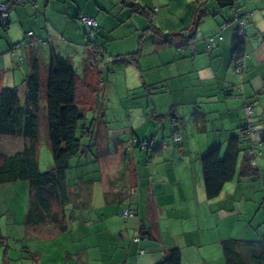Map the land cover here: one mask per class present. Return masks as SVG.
Returning a JSON list of instances; mask_svg holds the SVG:
<instances>
[{
  "label": "crops",
  "instance_id": "0c3cea01",
  "mask_svg": "<svg viewBox=\"0 0 264 264\" xmlns=\"http://www.w3.org/2000/svg\"><path fill=\"white\" fill-rule=\"evenodd\" d=\"M54 54L77 74L82 149L69 160L65 205L28 223L29 189L22 223H5L12 235L0 221V264H156L172 248L182 264H226V240L264 236V0L12 3L0 25V90L16 87L23 102L34 60L45 88ZM232 136L241 139L235 176L208 199L201 156L214 147L223 156ZM0 140L7 155L28 142ZM251 145L256 164L243 174Z\"/></svg>",
  "mask_w": 264,
  "mask_h": 264
},
{
  "label": "trees",
  "instance_id": "16d2710c",
  "mask_svg": "<svg viewBox=\"0 0 264 264\" xmlns=\"http://www.w3.org/2000/svg\"><path fill=\"white\" fill-rule=\"evenodd\" d=\"M7 23L8 19L0 22V25L6 27ZM236 37L234 47L239 54L243 52V41L238 37V33ZM126 56L124 58L128 60L135 59V53ZM76 81L77 74L72 65L54 54L50 59L45 88L40 83L39 63L34 60L32 72L25 80L23 102L18 97L16 87L0 90V136L22 137L28 140L22 149L14 154L0 152V184L18 180L28 182L30 189L26 218L28 223L45 220L46 217L52 216L53 204L61 207L66 203V174L69 160L82 149L81 132L78 133V129L84 116L79 107ZM42 97L45 99L48 141L53 163L45 172L39 170L37 160ZM240 145L241 139L232 136L223 156L218 147L201 156L204 187L208 199L220 196L224 184L234 178L241 151ZM252 158L246 154L243 174L253 171L255 165L251 164ZM223 255L226 264H264V236L257 241L226 240L223 243ZM156 264H182L180 250L169 249Z\"/></svg>",
  "mask_w": 264,
  "mask_h": 264
},
{
  "label": "rangeland",
  "instance_id": "374dc122",
  "mask_svg": "<svg viewBox=\"0 0 264 264\" xmlns=\"http://www.w3.org/2000/svg\"><path fill=\"white\" fill-rule=\"evenodd\" d=\"M109 67V66H108ZM106 71V69H105ZM40 154H41V162L39 170L41 172H45L49 170V165L52 160V155L50 148L47 146L45 140H41L40 142ZM0 150L4 151V143L0 140ZM12 151V150H11ZM47 158V159H46ZM24 187H26L24 189ZM28 191L29 187L27 182L24 180H18L14 182H7L0 185V221L2 223V229L5 231L4 227L7 223H20L19 221H23L25 216V210L28 202ZM133 216V215H131ZM130 216V217H131ZM11 226V224H10ZM18 226V225H17ZM20 226V225H19ZM8 232L12 235L11 227L7 229ZM16 230H19L18 228ZM22 232L19 230L18 234ZM35 239H32V245H34ZM27 240H25V244L27 245Z\"/></svg>",
  "mask_w": 264,
  "mask_h": 264
},
{
  "label": "built area",
  "instance_id": "2783aa9c",
  "mask_svg": "<svg viewBox=\"0 0 264 264\" xmlns=\"http://www.w3.org/2000/svg\"><path fill=\"white\" fill-rule=\"evenodd\" d=\"M24 0H10V1H3V0H0V22H5L7 21L8 19V16H9V11H10V6L12 3H22ZM79 20L80 22L88 27V28H92L94 26H96L97 22L96 20L93 18V17H89L87 15H80L79 16ZM246 21L245 20H242V19H238L237 20V24H238V29L242 31V28L243 26L245 25ZM212 37L209 38V41H212ZM17 46V45H16ZM238 71L241 73V67H240V64H238V67H237ZM245 112L247 114V116H251V113H252V108L250 106H246L245 107ZM253 131V128L252 126H248L245 130V133L246 134H251ZM180 134L179 133H174L173 134V140L178 142L180 141ZM148 145L147 142H142V147H146ZM247 153L248 155H251L253 158L251 160V164L252 165H255L256 162H255V156L257 155V152H256V149L255 147L251 146L248 150H247ZM134 214V211L131 210V209H126L123 211L122 213V216L123 217H129L131 215ZM135 241H138V237L134 239Z\"/></svg>",
  "mask_w": 264,
  "mask_h": 264
}]
</instances>
